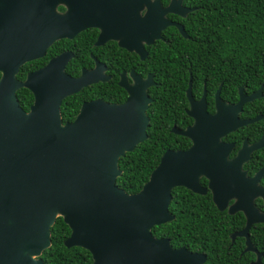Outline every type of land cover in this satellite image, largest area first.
Returning <instances> with one entry per match:
<instances>
[{
	"label": "water",
	"instance_id": "obj_1",
	"mask_svg": "<svg viewBox=\"0 0 264 264\" xmlns=\"http://www.w3.org/2000/svg\"><path fill=\"white\" fill-rule=\"evenodd\" d=\"M182 0H0V264H43L40 255L50 246V227L60 217L69 229L66 248L80 247L91 264H202L204 256L184 247L172 248L167 238H155L151 229L174 219L169 212L171 190L183 187L197 195L208 191L218 211L239 212L244 226L230 238H245L251 224H264V162L247 176L243 165L262 148L264 137L248 144L244 139L231 158L232 143L222 138L237 128L264 119V115L239 118L242 106L262 97L261 83L248 95L237 90L236 103L214 94V112L206 111L205 90L195 100L189 76L186 114L193 124L171 132L186 137L185 150H165L140 190L128 194L116 185L121 175L118 159L147 138L146 110L151 102L150 75L142 79L129 72L117 85L126 92L122 103L102 99L82 102L74 119L63 123L61 101L80 89L109 80L105 65L94 60L72 77L65 67L73 54L64 51L43 66L16 74L26 62L45 55L56 40L72 39L90 27L100 30L95 46L108 40L136 54L147 56L145 46L162 40L161 32L174 27L187 38L183 25L166 18H184L192 9ZM58 5L65 7L57 12ZM33 96L23 110L16 90ZM207 180V186L199 183ZM260 254L250 264H259Z\"/></svg>",
	"mask_w": 264,
	"mask_h": 264
},
{
	"label": "trees",
	"instance_id": "obj_2",
	"mask_svg": "<svg viewBox=\"0 0 264 264\" xmlns=\"http://www.w3.org/2000/svg\"><path fill=\"white\" fill-rule=\"evenodd\" d=\"M160 2L166 5L168 0ZM181 4L192 10L184 18L168 17L183 25L187 38L181 37L174 27H166L161 32L163 40L145 46L147 56L143 61L115 45L94 47L92 32H82L72 39L54 41L43 57L24 63L16 74V78L22 81L26 73L40 68L63 51L73 54L65 67V72L72 77L78 76L82 68L92 67L89 53L105 64L106 73L111 76L107 82L88 85L61 101L63 123L74 119L82 102L102 99L108 103H122L126 92L117 85V81L123 71L127 73L132 69L141 77L151 75L155 85L147 89L151 99L146 110L147 138L118 159L121 175L116 178V185L128 194L140 190L165 150L189 147L190 141L186 137L171 133L173 125L184 129L192 123L186 114L185 90L189 76L193 98L198 99L205 90L208 112L214 110L213 98L220 83V98L226 102L237 100L239 86L243 87V93L250 94L263 83L262 97L244 104L240 117L264 115V0H182ZM15 95L20 107L27 111L33 101L32 94L20 88ZM261 136L264 137V119L236 129L223 137V141L234 142L229 154L233 157L245 138L252 143ZM263 161L264 145L251 154L243 169L252 176ZM200 180L205 185V180ZM259 184L264 185V174ZM254 204L264 209L259 199H255ZM168 209L174 219L152 227V235L167 238L172 248L184 247L205 253L208 259L203 264H222L212 256V252L222 253L218 246L220 240H223L224 243L220 244L225 250L229 231L243 224L241 213L236 212L232 215L233 220L229 221L223 218L227 217L225 210L215 208L209 192L197 195L183 187L171 190ZM229 223L233 226H221ZM69 232L63 220L57 217L50 227V246L40 255L43 264H91L88 251L63 245ZM253 243L262 253L259 264H264L263 226L256 225Z\"/></svg>",
	"mask_w": 264,
	"mask_h": 264
},
{
	"label": "flooded vegetation",
	"instance_id": "obj_3",
	"mask_svg": "<svg viewBox=\"0 0 264 264\" xmlns=\"http://www.w3.org/2000/svg\"><path fill=\"white\" fill-rule=\"evenodd\" d=\"M169 1V0H168ZM168 3V2H167ZM164 6V5H163ZM56 10H57V12H59V13H63L64 11H65V7L64 6H62V5H58L57 6V8H56ZM168 15H170V14H167L166 15V18L168 19V20H171L169 17H168ZM178 17V16H177ZM171 21H173V20H171ZM177 22V21H176ZM179 23V22H178ZM181 24V23H180ZM82 32H92V34L94 35V40H93V46L94 47H101V46H104V45H107L108 47L109 46H116V47H118L117 46V42H115V41H112V40H108V41H106V42H104L102 45H100V46H95V41H96V38H97V36H98V34L100 33V30L98 29V28H95V27H90V28H87V29H85V30H82L81 32H79L78 34H76L75 36H77V35H79L80 33H82ZM74 36V37H75ZM60 40V39H59ZM163 40V39H162ZM57 41V40H56ZM119 48V47H118ZM145 48V47H144ZM120 49H122V48H120ZM126 51V50H125ZM64 52V51H63ZM71 52V51H70ZM127 52V51H126ZM128 53H132V52H128ZM134 54V53H133ZM135 56H137L136 54H134ZM56 56V55H55ZM88 56L92 59V61H93V65H92V67L94 66V60H97L91 53H89L88 54ZM138 57V56H137ZM138 59H139V57H138ZM145 59V58H144ZM143 59V60H144ZM140 60V59H139ZM143 60H140V61H143ZM97 61H99V60H97ZM99 62H101V61H99ZM101 63H103V62H101ZM104 64V63H103ZM105 65V64H104ZM91 67V68H92ZM105 68H106V66H105ZM130 71H133L134 72V70H132V69H130L126 74V76L128 77V79H127V81H128V83H130V80H129V72ZM124 72V71H123ZM135 73V72H134ZM105 74L106 75H108L107 73H106V71H105ZM121 74V73H120ZM120 74H119V76H120ZM135 74H137V73H135ZM137 75H139V74H137ZM148 75H150V74H148ZM110 78H111V76L110 75H108ZM151 76V75H150ZM139 77H141L140 75H139ZM109 78V79H110ZM142 79H144V78H146V77H141ZM152 79V78H151ZM118 80H119V77H118ZM153 81V80H152ZM118 82V81H117ZM154 82V81H153ZM221 84V83H220ZM219 84V85H220ZM154 85H155V83H154ZM218 85V86H219ZM239 87H241V86H239ZM238 87V88H239ZM218 88V87H217ZM238 88H237V90H238ZM220 89H221V86H220ZM217 90V89H216ZM220 93V92H219ZM242 93H243V89H242ZM243 94H245V93H243ZM245 95H248V94H245ZM219 97H220V94H219ZM195 99V98H194ZM221 99V98H220ZM195 100H197V99H195ZM222 100V99H221ZM237 100H238V93H237ZM237 100L235 101V102H229V103H236L237 102ZM222 101H224V100H222ZM224 102H226V101H224ZM188 103V102H187ZM205 104H206V100H205ZM246 104V103H245ZM213 106H214V98H213ZM243 107V106H242ZM187 108H188V106H187ZM187 110V109H186ZM206 111H207V104H206ZM208 112V111H207ZM213 112H214V110H213ZM213 112H208L209 114H212ZM241 114V113H240ZM240 114H239V118H242V117H240ZM189 117V116H188ZM251 118V117H250ZM243 119H246V118H243ZM193 124V121H192V123L190 124V125H188V126H186V127H189V126H191ZM174 126V125H173ZM175 128H177L176 126H174ZM185 127V128H186ZM245 127V126H244ZM172 128V127H171ZM184 128V129H185ZM241 128V127H240ZM177 129H180V128H177ZM238 129V128H237ZM182 130V129H181ZM234 131H236V130H234ZM233 131V132H234ZM233 132H231V133H233ZM172 133V132H171ZM230 134V133H229ZM176 135V134H175ZM228 135V134H227ZM180 136V135H179ZM246 139V138H245ZM247 140V139H246ZM222 141H223V138H222ZM225 142V141H224ZM225 143H232L233 144V147H234V142L232 141V140H229L228 142H225ZM248 143V142H247ZM253 143V142H252ZM242 144V143H241ZM248 144H251V143H248ZM190 145H191V142H190ZM189 145V146H190ZM233 149V148H232ZM232 151V150H231ZM228 158H231L230 156L228 157ZM264 162V161H263ZM263 164V163H262ZM243 167V166H242ZM245 170V169H244ZM246 171V170H245ZM246 174H247V171H246ZM248 176V175H247ZM202 178V177H201ZM204 180H205V185H203L202 183H201V180L199 179V183L201 184V186H203V187H206L207 186V180L205 179V178H203ZM208 192V191H207ZM258 199V198H257ZM260 200V199H259ZM255 201V200H254ZM261 201V203H262V200H260ZM255 205V204H254ZM262 205H263V203H262ZM263 207H264V205H263ZM259 209V208H258ZM260 211H262V212H264V209H259ZM233 215V214H232ZM232 215H229V214H227L226 216L227 217H223V216H221V217H223V218H228L227 220H229V221H232L233 220V218H234V216H232ZM241 216H242V214H241ZM236 217H238V216H236ZM242 218H243V224L238 228V229H235V230H231V231H229V233L227 234V239H228V244L226 245V247H225V250H223L222 249V247H221V244H220V242H222V243H224L223 242V240H220V242H219V247H220V249L222 250V253H220L219 251H213L212 252V256L218 261V262H220V263H222V264H250V263H253L255 260H256V254L258 253V254H260V258H261V255H262V253L261 252H259L258 250H257V248L255 247V245H254V243H253V239H254V236L256 235V225H261V226H263L264 227V224H260V223H257V224H251L250 225V227H249V229H248V242L251 244V246H252V248L254 249V251H246V253L244 254V251H243V249H244V247H245V238L244 237H234L233 239H231L230 238V236H231V234L232 233H234V232H237V231H239L243 226H244V217L242 216ZM224 225H227V226H229V227H231V226H233L231 223H229V224H221V226L223 227ZM258 227V226H257ZM260 227V226H259ZM221 232H218V235H220V236H222V233L220 234ZM222 238H223V236H222ZM191 252H193V253H199V254H202L203 256H204V262H205V260L206 259H208V257L206 256V254L205 253H202V252H196V251H191ZM209 258H211V255H210V257ZM260 258H259V260H260ZM203 262V263H204ZM202 263V264H203ZM259 263H260V261H259Z\"/></svg>",
	"mask_w": 264,
	"mask_h": 264
},
{
	"label": "clouds",
	"instance_id": "obj_4",
	"mask_svg": "<svg viewBox=\"0 0 264 264\" xmlns=\"http://www.w3.org/2000/svg\"><path fill=\"white\" fill-rule=\"evenodd\" d=\"M259 199V198H258ZM248 232V231H247Z\"/></svg>",
	"mask_w": 264,
	"mask_h": 264
}]
</instances>
